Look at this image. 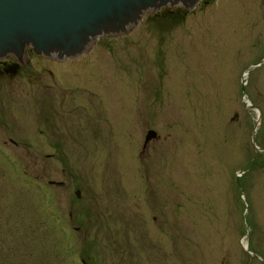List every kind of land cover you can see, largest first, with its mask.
<instances>
[{
	"label": "rangeland",
	"instance_id": "374dc122",
	"mask_svg": "<svg viewBox=\"0 0 264 264\" xmlns=\"http://www.w3.org/2000/svg\"><path fill=\"white\" fill-rule=\"evenodd\" d=\"M160 13L0 79V264H264V0Z\"/></svg>",
	"mask_w": 264,
	"mask_h": 264
},
{
	"label": "water",
	"instance_id": "95a60500",
	"mask_svg": "<svg viewBox=\"0 0 264 264\" xmlns=\"http://www.w3.org/2000/svg\"><path fill=\"white\" fill-rule=\"evenodd\" d=\"M198 1L0 0V58L7 54L19 58L27 46H31L36 53L55 57L57 60L75 58L85 53L100 36L127 33L147 12L156 11L164 6H182L191 10ZM263 60L264 58L250 65L251 68ZM244 84L242 81V104L246 109L256 111L251 143L255 148L262 150L255 143V133L262 112L247 98ZM236 116L235 113L233 118ZM154 137L156 132L148 130L144 146ZM76 195L79 196V190H76ZM248 232L249 229L246 236ZM243 247L249 251L247 243Z\"/></svg>",
	"mask_w": 264,
	"mask_h": 264
},
{
	"label": "flooded vegetation",
	"instance_id": "af4514ba",
	"mask_svg": "<svg viewBox=\"0 0 264 264\" xmlns=\"http://www.w3.org/2000/svg\"><path fill=\"white\" fill-rule=\"evenodd\" d=\"M30 68L29 51L21 62L8 56L0 60V79H3L2 77H14L22 72H28Z\"/></svg>",
	"mask_w": 264,
	"mask_h": 264
},
{
	"label": "trees",
	"instance_id": "16d2710c",
	"mask_svg": "<svg viewBox=\"0 0 264 264\" xmlns=\"http://www.w3.org/2000/svg\"><path fill=\"white\" fill-rule=\"evenodd\" d=\"M184 15H185V12L182 9L176 8V9H174L172 11H165L163 13L162 18L163 19H165V18H167V19L174 18V20H177V19H181L182 17H184Z\"/></svg>",
	"mask_w": 264,
	"mask_h": 264
}]
</instances>
